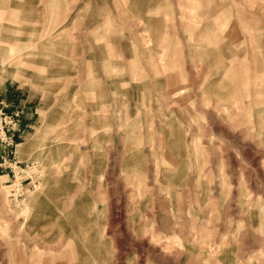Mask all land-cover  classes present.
<instances>
[{
  "label": "rangeland",
  "instance_id": "374dc122",
  "mask_svg": "<svg viewBox=\"0 0 264 264\" xmlns=\"http://www.w3.org/2000/svg\"><path fill=\"white\" fill-rule=\"evenodd\" d=\"M0 101V264H264V0H0Z\"/></svg>",
  "mask_w": 264,
  "mask_h": 264
},
{
  "label": "built area",
  "instance_id": "2783aa9c",
  "mask_svg": "<svg viewBox=\"0 0 264 264\" xmlns=\"http://www.w3.org/2000/svg\"><path fill=\"white\" fill-rule=\"evenodd\" d=\"M14 111H9L7 106L0 101V148L15 154V136L18 132V121Z\"/></svg>",
  "mask_w": 264,
  "mask_h": 264
},
{
  "label": "crops",
  "instance_id": "0c3cea01",
  "mask_svg": "<svg viewBox=\"0 0 264 264\" xmlns=\"http://www.w3.org/2000/svg\"><path fill=\"white\" fill-rule=\"evenodd\" d=\"M188 0H182V3H186ZM195 13V12H194ZM212 39H213V37H211ZM134 63V62H133ZM183 88V91H184V89H185V86H183V87H180V89H182ZM179 90V89H178Z\"/></svg>",
  "mask_w": 264,
  "mask_h": 264
}]
</instances>
